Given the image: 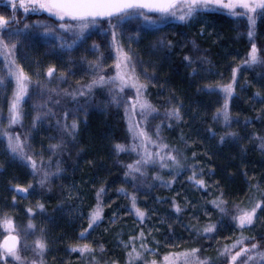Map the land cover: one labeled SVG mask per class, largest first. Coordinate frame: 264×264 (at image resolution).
<instances>
[{"label":"trees","instance_id":"trees-1","mask_svg":"<svg viewBox=\"0 0 264 264\" xmlns=\"http://www.w3.org/2000/svg\"><path fill=\"white\" fill-rule=\"evenodd\" d=\"M0 16L9 20L0 28V36L9 44V49H0V78L4 80L0 85V148L7 147L3 132L18 135L24 152L31 155L38 166L43 165L33 175L30 162L11 153L13 163L4 165L0 161V170L13 176L9 184L0 174V218L13 220L21 238L20 254L25 258V264L41 259L43 264H145L152 260L163 264L165 255L192 248L200 249L198 255L201 260H207V264H229L230 254L253 242H259V251L264 252V228L261 225L264 211L257 209L253 224L243 229L232 219L237 207L251 208L264 201V148L258 139L264 137V102L255 96L257 92L264 96V63L244 64L253 43L264 61V14L260 10L254 14L252 28L246 16H232L221 10L198 14L204 22L202 29L193 25L192 19L186 22L157 19L155 24L140 18L132 19L116 29L115 45L112 29L107 22H101L71 51L60 47L62 41L55 39V35L60 34L58 22L47 18L46 14L26 15L12 10L6 0H0ZM37 20L53 25L56 32L45 36L42 30L33 29L31 25ZM25 24L30 26L29 29H24ZM17 30L19 35L9 38L8 34ZM73 39L70 34L63 36L65 44L72 43ZM12 43L16 44L15 49H11ZM116 47L129 54L137 75L136 63L141 61L152 65L148 67L155 70L157 77L162 76L159 81L164 85L147 84L142 96L157 111L144 121L139 115L140 110H135L132 119L140 123L156 144L169 145V149L160 150L161 155L176 148L175 154L183 169L161 168L159 158H156L154 165L143 166V176L136 173L134 180L131 176L125 177L126 165L134 164L143 156V147L132 148L129 117L125 114V102L129 113L133 112L134 89L110 91L112 86L108 85L75 99L64 95L63 90L72 91L90 82L97 62L103 65V73L115 75ZM185 56L190 57L191 63L184 59ZM13 60L32 76L33 83L20 105V120L10 125L15 83L8 75L7 67ZM50 66L55 67L56 72L49 83L46 73ZM233 69L237 71L235 91L229 100L231 126L225 127L222 117L215 121L213 117L224 103L220 86L232 81ZM61 73L65 74L63 80L59 78ZM37 80L46 87H39ZM50 89H56L59 95ZM113 94L117 95L118 103L112 101ZM56 100H59L58 104L54 102ZM45 104L55 115L43 116L42 122L34 127L33 118L37 112L47 110L41 107ZM176 107L181 119H170L167 114ZM65 111L69 113L67 122L71 124L76 119L79 125L74 139L56 123L58 119L63 123ZM226 132L237 135L234 138L226 136L225 142L221 143L220 136ZM140 139L135 141L137 145ZM61 142L55 152L50 150V145ZM116 144L124 145L125 151L118 153ZM3 159L0 156V160ZM194 170L197 178L204 179L205 186H197L189 179ZM45 171L52 175L42 186L39 181ZM177 172L179 174H175ZM96 179L100 181L96 182ZM29 184L32 185L28 190L32 199L19 201L13 187H28ZM208 184H213L215 196L208 199L204 196L206 201L199 206L201 201L197 193L206 195ZM73 186L78 187V195L68 197V188ZM101 187L105 191L100 202L104 213H110L108 217L115 211L128 228L136 222L142 225L132 208L134 196L136 207L145 212V217L151 218L154 227L136 230L132 236L134 245L125 247L113 242L111 231L89 230L86 240L79 239L78 234L73 237L72 246L87 243L94 252L81 255L75 251L71 260L62 261L56 251L58 235L67 223L79 218L78 214L88 220ZM217 199L226 201V213L219 212L211 203ZM173 201L180 206L181 212L175 211ZM38 203L44 205L42 211L37 207ZM29 209H32L31 213ZM30 217L34 230L27 228ZM103 218H107L106 214ZM208 224L216 227L212 233L205 234L203 228ZM85 228L87 222L76 234ZM5 234L0 228V240ZM253 237L255 240L251 239ZM37 239L47 245L43 257L33 251ZM137 253H140L139 258ZM256 259L249 264H261V258ZM11 264L19 262L11 261ZM176 264H183V257H177Z\"/></svg>","mask_w":264,"mask_h":264},{"label":"snow or ice","instance_id":"snow-or-ice-1","mask_svg":"<svg viewBox=\"0 0 264 264\" xmlns=\"http://www.w3.org/2000/svg\"><path fill=\"white\" fill-rule=\"evenodd\" d=\"M13 9L17 7L16 0H10ZM19 8L23 9V12L27 14H32L40 16L42 14H47V18H51L53 21L58 22L57 27L59 29V35H55V39L62 41L60 47L62 49L67 48L68 51H71L78 42L85 39L86 34L90 29L95 28L101 22H107L110 29H112L113 36V45L116 42V29L122 28L123 25L131 21L132 19H143L149 24H155L157 19L163 21L169 18H173L182 22H186L194 16L200 14L201 12H207L212 10H227L229 15H247L251 25L255 24V20L252 15L257 13V10H260L264 14V0H18ZM241 10V11H238ZM154 14V15H153ZM12 19H15V13L13 14ZM9 23V20L4 16H0V28L5 27ZM29 25L25 24L24 29H29ZM33 29H39L43 31L45 36H51L56 32V27L53 25L37 20L33 25ZM64 34H70L74 37L72 43L65 44L63 42ZM252 31H249V36H252ZM19 35V30L14 33H9V38H13ZM11 49L16 48V44H11ZM96 47L95 45L93 46ZM0 49H9V44L6 43L5 39L0 36ZM185 60H188L191 63L189 56L184 57ZM258 63H264L258 56V50L255 43L252 44L251 51L248 55V58L244 61V64L248 66L256 65ZM91 65V62H90ZM95 72V75L90 82L86 84L79 85L78 88L73 89L72 91L63 90L64 95L71 96L73 99L76 96H86L92 93L93 89L97 87H104L111 85L110 91L112 89H118L119 92H123L125 88L134 89L136 96L134 98L135 102L131 105L133 109L132 114L129 113L127 102L126 104V116L129 117V132L132 134L133 145L132 148L135 150L137 147H144L145 152L142 157L137 159L134 164L126 165L128 171L125 172V177L131 176L133 180L136 178L135 174L139 173L141 176L145 174L143 166L154 165L156 163V158H159L160 167H169L175 169H183V165L175 154L178 152L176 148H171L169 151L164 152L161 155L160 151L148 152L147 144L152 143L154 146L160 150L169 149V145L160 143L156 144L147 131L144 128H141L140 123L132 119V115L135 114L134 109L138 105L140 109V117L142 120L146 121L147 118L157 111V109L147 100L142 99L144 91L147 88L146 82H141L139 75L136 74L135 68L131 65V57L129 54L123 50L121 47H116V57H115V75H109L103 73V65L99 62L95 64V67L92 69ZM236 71L233 69L232 81L220 86V91L224 94V103L222 107L217 109L216 115L213 117L214 121L222 117L225 127L231 126L230 113H229V100L232 98L235 88L234 84L236 83ZM56 72L55 67L50 66L47 68V78L48 82H51V79ZM8 75L14 80L15 87L13 98L10 106V119L9 124H15L20 120V105L24 102L25 97L29 93L30 86L32 85V76L27 73L23 67L16 64L15 60L11 61L7 67ZM74 75V73H70ZM38 75V74H37ZM61 80L65 79V74L61 73ZM146 80L148 78H145ZM4 83V80L0 78V85ZM39 87H46L44 84H40L37 80ZM51 92H55L59 95V92L56 89H50ZM262 102H264V96L260 92L255 94ZM52 97L49 96V100ZM112 101L118 103L117 95L113 94ZM59 103V100L54 101ZM42 108L47 110L44 112H37L33 118V126L35 127L38 123L42 122L43 116L55 115L51 108H47V104L42 105ZM69 113L65 111L63 115V123L61 120H57L56 123L59 127L68 133L70 137L75 138V134L78 131V122L76 119H73L71 124L67 122ZM168 117L175 118L177 120L181 119L180 110L178 107L171 109L168 112ZM157 136L159 135V126L156 130ZM213 136L216 135L215 132L212 133ZM3 136L7 137V149L13 154V156H18L22 160L30 162V166L33 170V175L40 169L43 165L38 166L37 162L31 155H27L24 152V147L18 135H12L9 132L5 131L2 133ZM234 132H226L224 135L220 136V142L224 143L225 138L227 137H236ZM138 138L140 139V144L137 145L135 141ZM261 140V147L264 148V137H258ZM61 144L50 145V150L55 152L61 147ZM115 148L117 152L125 151V146L122 144H116ZM195 156V153H193ZM166 161H170L167 163ZM175 174H179L178 172ZM49 175H52L49 172H44V175L40 179L39 183L43 186L46 184ZM160 179L159 176L155 177ZM190 180L197 186H205V181L203 178H197L195 170L193 175L189 177ZM16 191L20 193H27L29 188L32 187L31 184L28 187H20L16 185ZM105 191L101 187L97 191V204L95 208L89 213L88 216V225L81 233L79 239L86 240L88 238L89 230H92L94 227L99 226V221L103 219V206L100 202L101 194ZM125 195L127 193L124 189H120ZM15 200V197H13ZM213 206L218 209L221 213H226L227 208L225 207L226 201L223 199L213 200L211 202ZM262 202L255 203L251 208H239L235 210V214L232 216V219L237 222L240 228H245L251 226L256 218L257 209L262 208ZM175 211L177 213L181 212L179 205L173 201ZM37 207L42 211L44 205L38 203ZM132 208L135 210V215L140 218L142 222L145 217V212L140 208L136 207L135 197H132ZM29 213L32 212V209L28 210ZM114 222V221H113ZM214 224H208L203 228L205 234L212 233L215 230ZM0 228H3L7 235L4 236L3 240H0V261L3 264H11L12 260L19 262V264H25V258L20 254V236L17 233L16 226L14 225L13 220L10 217L0 218ZM29 230H34L35 225L32 222L31 217L27 225ZM143 232L140 233V236L143 237ZM255 240V238H251ZM239 243V242H237ZM26 247V245H25ZM46 243L37 239L35 241L36 255L43 257V254L46 250ZM141 247H144V244H141ZM235 247V245H233ZM72 251H79L81 255L84 253H93L94 249L87 243L83 245L77 244L72 247ZM101 250L103 246L101 245ZM133 252H136V249L133 247ZM151 251V250H148ZM200 252L199 248H192L186 250L182 253H169L163 257V264H176L177 257H183V264H207V260H201L198 253ZM225 252H228V249H225ZM255 253V255H253ZM154 254V253H153ZM132 253H129L131 256ZM140 253H137V258H139ZM11 258L9 260L8 258ZM256 257L261 258V264H264V252L259 251V242H253L249 247H243L240 250L236 251L234 254H230L229 264H249ZM94 258V257H93ZM31 264H43L41 259L39 262L33 260ZM145 264H157V261H146Z\"/></svg>","mask_w":264,"mask_h":264},{"label":"rangeland","instance_id":"rangeland-1","mask_svg":"<svg viewBox=\"0 0 264 264\" xmlns=\"http://www.w3.org/2000/svg\"><path fill=\"white\" fill-rule=\"evenodd\" d=\"M16 3H17V7L15 9H13L12 4L10 3V0H6V4L9 5L12 10H19L23 14H25L23 12V9L19 8L18 0H16ZM221 11L228 14L227 10L221 9ZM238 11H241V10L238 9ZM249 15H252L254 17V14H249ZM244 16H246L248 23H249L250 27L252 28L253 25L250 24L248 16L247 15H244ZM170 19L173 21H176V22L179 21V20H176L173 18H170ZM193 20H194L193 25L198 26L201 29L204 27V22H203V20H201V18L198 15L194 16V18H192V21ZM136 66L138 67V70H139L138 75L141 79V82H146L147 84H156V85L162 84V85H164V83L159 81V77H160V79H162V76L159 75L157 77V73L155 72V70H153L152 68H149V67H152V65L148 64V62L145 64L141 61H138V63H136ZM145 78H148V79L146 80ZM135 96H136V93L132 99V104L135 102V100H134ZM131 110L133 111L132 108H131ZM135 110H140L138 105L135 107L134 111ZM153 149H154V146H152L151 143H150V145L147 144V151L148 152H152ZM155 151H160V149L155 148L154 152ZM141 152L144 155V152H145L144 147L141 150ZM9 154H10V152L8 151L6 146L4 148H0V156H2V158H4L3 160H0V161L3 162L4 165H9V163H13V161H14V159L12 157H10ZM5 173L6 172H4V170H0L1 177L5 181H7L6 183L11 184V182L13 181V176H10V175H12V174L11 173L5 174ZM95 181L99 182L100 179H96ZM68 189H70V193L68 194L69 195L68 197H76L78 195V192H79L78 187L73 186L72 188L70 187ZM13 191L17 195H19V197H20L19 201H21L23 199H32V195L29 192H27V193L17 192L16 187H13ZM205 191H206V195H205V193H202V192L197 193L198 196L200 197L199 201H201L200 202L201 204L199 206H202L203 205L202 202L206 201V198L204 196H207V199L212 197V196H215L213 184H208V188ZM105 214H106L107 218L106 219L103 218L101 221H99V226L94 227L93 232H96L98 230V232L110 233V231H111L112 232V240L118 246H124V247L129 246V245L133 246L134 240L132 239V236H133V233L136 232V230H139L141 227L143 228V230L154 227V225H151L152 223H151L150 217H144L143 221L141 222L142 225H140L139 223L136 222V223H133L131 228H128L127 225H124L123 218L122 217L118 218V213H116L115 211L113 212L111 217H108L110 215L109 212L106 213V211H105V213H104V211H103V217H105ZM78 215H79V218L77 220L74 219L73 221H70L69 223H67L65 225V228L61 230L60 235H58V239H59L58 246L59 247L56 249V251H58L62 261H69L74 257L75 251L71 250L73 247L72 246L73 237L78 236V234H80V233L76 234V232L79 230V228H82V226L85 225L86 222L88 225V220H86L85 218H82L80 216L81 214H78ZM261 225L264 228V215L262 216V219H261ZM144 226H146V227H144ZM5 235H7V234H5ZM4 236H3V238H4ZM3 238H2V240H3ZM253 255H255V253H253ZM256 258L252 262H254V261L256 262V260H257ZM8 259L11 260L10 257ZM12 261L17 262L15 260H12ZM237 264H239V261L237 262Z\"/></svg>","mask_w":264,"mask_h":264}]
</instances>
